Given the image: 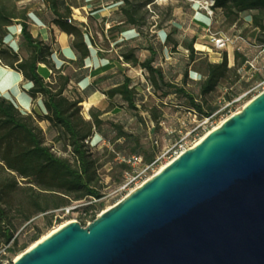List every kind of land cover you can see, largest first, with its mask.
Here are the masks:
<instances>
[{
    "label": "trees",
    "instance_id": "trees-1",
    "mask_svg": "<svg viewBox=\"0 0 264 264\" xmlns=\"http://www.w3.org/2000/svg\"><path fill=\"white\" fill-rule=\"evenodd\" d=\"M154 1L121 0L119 9L123 19L119 24H113L110 30L120 28V32L123 33L127 30L124 28L127 24L136 27L140 35L146 21L142 9ZM43 2L54 15V24L72 37L71 48L76 56L70 60L82 69L92 53L88 40L89 32L84 22H78L73 18L72 6L65 0H43ZM215 2L214 10L221 8L231 24L236 23L243 15L249 16L253 28L258 30L256 42H264V0H215ZM31 20L28 7L18 11L16 7L0 0V63L20 71L24 81L31 84L29 89H24L32 100L40 98L44 105V109L33 108L31 112H26L21 110L12 99L0 94V244L9 245L8 249L13 252L27 248L28 242H25L21 248H15L20 236L17 232L25 223L31 222L39 215H44L46 226H51V215L53 216L55 211L62 210L75 202H92L102 197L98 158L93 151L95 146L91 144V138L94 136L104 137L109 144L120 150L123 149V144L117 141L134 142L135 145L130 148L129 153L120 154L143 156L146 164L156 159L154 147H146L136 134L126 130L125 126L118 122H111L114 132L111 138L103 127L105 123L101 117L103 110L92 107L90 118H85L81 106L85 100L84 96L75 98L66 94L73 75L56 69L53 60L54 48L40 35L33 34ZM16 23L21 25L20 47H26L25 56L6 42L10 27ZM167 40L173 42L174 49L183 46L189 52V64H193L195 73L200 76L201 95L212 94L224 81L234 84L239 79L237 66L246 60L239 51L235 54L238 65L231 67L227 54L223 56L221 62H212L202 57L201 52L194 48L195 37L179 41L173 39L170 32L167 33ZM149 49L151 56L144 61H140L136 55V48L121 55L125 62L147 69L153 87L165 86L186 94L191 109L205 115L215 110L212 108L211 111L206 112L203 104L198 102L192 93L183 86L167 80L162 69L153 64L154 55L157 53L154 46L150 45ZM41 64L51 67L50 77L46 78L40 73ZM110 67L106 65L103 69ZM191 72L186 69L185 83ZM83 90L89 95L98 89L90 83ZM136 91L137 87L132 86V79L126 76L123 82L115 84L104 92L111 99L120 96L131 108L137 109ZM169 93L170 91H167L165 95ZM227 98L231 99V94H227ZM150 115L159 126L158 114L152 111ZM43 120L49 122L50 128L57 129V139L64 141L65 148H71L73 160L57 154L46 143L44 130L40 125ZM108 150L109 147L106 146L105 151ZM119 167L121 175L131 170V166L125 162L119 161ZM93 206L94 204L90 203L77 208L81 212L80 222L83 225L86 222L82 213L93 210ZM41 235L42 231L39 230L31 238L32 241L39 240Z\"/></svg>",
    "mask_w": 264,
    "mask_h": 264
},
{
    "label": "rangeland",
    "instance_id": "rangeland-1",
    "mask_svg": "<svg viewBox=\"0 0 264 264\" xmlns=\"http://www.w3.org/2000/svg\"><path fill=\"white\" fill-rule=\"evenodd\" d=\"M4 1L7 5L16 7L18 11L26 7L29 8L33 34L35 36L40 35L54 48L53 60L56 69L73 75V80L70 82L66 94L75 98L84 96L85 100L81 106L85 118H90L92 107L99 108L103 110L101 115L105 121L103 127L108 131L111 138L114 136L111 122H118L124 125L126 130L136 134L146 147L155 148L156 159L160 156L162 158L147 171L150 177L158 172L164 164L172 160L169 152L171 148L194 145L198 139L206 134L202 129L196 128L203 124L212 113L220 110L208 121L210 126H218L232 114L241 111L253 99V94H250L229 103L247 90L246 78L242 82L236 81L234 84L224 81L212 94L201 95L200 76L195 73L193 64H189V52L183 46L174 49L173 42L167 40V33L170 32L173 39L179 41L184 38L192 39L195 37L194 48L201 52L202 57H206L212 62H221L223 56L227 54L229 66L234 67L238 65L235 58L237 51L247 59L253 50L245 42H235L224 49H218L214 46L211 35L216 32L228 35L243 34L247 40L257 41L258 30L253 28L250 17L247 15H243L236 23L231 24L221 8L210 14L204 8V0L199 3L193 0H155L142 9L146 15V21L142 26L143 32L139 35L136 27L127 24L124 25L127 30L123 33L120 32V28L110 30L113 24H119L123 19V14L119 9L122 4L121 0H65L72 6L73 18L78 22H84L89 32L88 40L92 53L86 66L80 69L70 60L69 55H71L72 50L69 48L72 37L54 24V15L43 0ZM143 1L145 0H141V2ZM13 26L14 30L20 32V24L16 23ZM42 30H44L43 33ZM197 44L205 47L198 48ZM150 45H153L157 52L154 55L153 64L162 69L165 78L178 86H183L192 93L197 101L203 104L206 112L211 111L212 108L215 110L209 115H205L198 110L191 109L186 94L176 92L174 88L169 89L165 86L153 87L149 71L141 66H133L131 63L125 62L121 55L132 48H136V55L140 61H144L151 56ZM19 52L23 56L27 55L26 47L21 46ZM73 52L76 56L75 51ZM106 65L111 67L103 69ZM187 68L192 72L185 83L184 73ZM98 70L101 71L96 74L95 72ZM40 73L50 77L52 69L51 67L41 68ZM126 76L132 79V86L137 87V109L131 108L120 96L111 99L104 92L115 84L123 82ZM85 78L87 80H84ZM89 83H93L98 90L87 95L83 89ZM167 91L170 93L165 95ZM227 94H234L233 99H226ZM37 109L41 110L40 108ZM152 111L158 114L159 126L151 118L150 112ZM40 125L44 130L46 143L57 154L73 160L71 148H65L64 141L57 139V129L50 128L47 123L42 121ZM212 128L210 127L209 130ZM117 142L123 144L122 150L117 149L113 144H109L104 137L99 135L91 138V144L95 146L93 151L98 158L102 197L92 202L81 201L80 207L93 203V208L100 214L126 197L134 187L133 185L126 190L122 189L127 180L125 178L126 172L124 175L120 174L118 154L129 153L130 148L135 143H123L122 140ZM106 146L109 147L108 151H105ZM143 168L145 165L140 166L139 170ZM51 217V226H46L45 216L39 215L19 228L17 232L20 235L19 243L15 248H21L25 242H28L27 248L13 252L8 249L9 245L0 244V263H13L18 255L35 242L31 238L39 230L42 231V237L59 225L74 220L80 221L81 212L79 209L70 212L58 210Z\"/></svg>",
    "mask_w": 264,
    "mask_h": 264
},
{
    "label": "water",
    "instance_id": "water-1",
    "mask_svg": "<svg viewBox=\"0 0 264 264\" xmlns=\"http://www.w3.org/2000/svg\"><path fill=\"white\" fill-rule=\"evenodd\" d=\"M11 264H264V91L87 226L70 221Z\"/></svg>",
    "mask_w": 264,
    "mask_h": 264
},
{
    "label": "built area",
    "instance_id": "built-area-1",
    "mask_svg": "<svg viewBox=\"0 0 264 264\" xmlns=\"http://www.w3.org/2000/svg\"><path fill=\"white\" fill-rule=\"evenodd\" d=\"M193 1L198 2V3L201 2V0H193ZM204 2H205L204 8L207 9L210 12V14L214 13V6L216 3L215 0H204ZM211 39L213 41L214 46L218 49H224L227 46L234 44L235 42H245L247 43L248 47L253 50V53L247 57L245 62L237 66V72L239 74V79L237 81L242 82V80L246 78L245 80L247 81V84L245 85L248 86L247 90H245L243 94H241L238 98H234V99H233L234 94H231L232 96L231 99H228L226 95L225 97L226 99L228 100L233 99L229 103L235 102L236 100H240L250 94H253V98H254L260 93H262L264 91V42H256L252 40H247V38L243 34L228 35V34L218 33V32L212 33ZM219 111L220 110H217L216 112L212 113L207 118V120H205V122L199 125L196 129L200 128L205 133H207L210 131L209 130L210 127H213L212 129L216 128V126H213V125L210 126L208 121L210 118L217 115ZM192 146L194 145H190L187 147L180 146L177 148H171L169 152H170V156H172V160L178 157L186 149ZM161 158L162 157L160 156L152 163L146 164L144 162L143 156L118 154V159L120 162H125L131 166V170L126 172L125 178L127 181L125 184H123L122 189L126 190L134 185V187L131 189V192H132L133 190L141 186L145 181L151 178L150 176H148L147 171L151 167H153L159 160H161ZM142 165H145V168H143L142 170H139V167ZM79 203L81 202H75L70 206L64 207L61 211L70 212V211L76 210L81 205ZM82 215L84 216L86 223L85 225H83L80 221L79 222L83 226H87L95 218H97V216L100 214L97 212L96 209H93V210L91 209L89 212H83ZM8 264H11V263H8Z\"/></svg>",
    "mask_w": 264,
    "mask_h": 264
},
{
    "label": "crops",
    "instance_id": "crops-1",
    "mask_svg": "<svg viewBox=\"0 0 264 264\" xmlns=\"http://www.w3.org/2000/svg\"><path fill=\"white\" fill-rule=\"evenodd\" d=\"M13 27L14 26H11L9 29V34L6 37V42L16 51H19L21 30L20 32H18L17 30H14ZM41 32L43 33L44 30H42ZM69 50H72L71 46ZM69 56L71 57L70 59L75 58L73 50L71 55ZM41 68H46V65L41 64L40 69ZM45 77L48 78L49 76H45ZM84 80L87 79L85 78ZM30 86H31L30 83L24 81L23 74L20 71H17L13 68H10L0 63V94L6 96L7 98L12 99L23 111L31 112L33 108L41 109L42 107L44 109L42 100L40 98L37 99L36 101L32 100L30 95L25 90V89H29ZM42 122H45L47 123V125H49V122L46 120H43Z\"/></svg>",
    "mask_w": 264,
    "mask_h": 264
},
{
    "label": "bare ground",
    "instance_id": "bare-ground-1",
    "mask_svg": "<svg viewBox=\"0 0 264 264\" xmlns=\"http://www.w3.org/2000/svg\"><path fill=\"white\" fill-rule=\"evenodd\" d=\"M197 47L198 48H204L205 46H203V45H201V44H197ZM85 104H87L88 105V103L87 102H85ZM248 104V103H247ZM246 104V105H247ZM219 125H221V124H219ZM218 125V126H219ZM218 126H216V127H218ZM211 131V130H210ZM209 131V132H210ZM209 132H207L205 135H203L200 139H198L195 143H194V146L195 145H197L198 143H200L204 138H205V136L209 133ZM170 162V161H169ZM168 162V163H169ZM168 163H166V164H164L162 167H161V169L160 170H162L163 168H165L167 165H168ZM159 170V171H160ZM158 171V172H159ZM109 208V207H108ZM68 223V222H67ZM67 223H64V224H62V225H59L58 227H56V228H54V229H52V230H50L48 233H46L45 235H43L39 240H37V241H35L29 248H31V247H33L35 244H37L38 242H40L41 240H43V239H45V238H47L48 236H50L52 233H54L55 231H57L59 228H61L62 226H64L65 224H67ZM28 248V249H29ZM20 255H18L17 257H16V259L19 257Z\"/></svg>",
    "mask_w": 264,
    "mask_h": 264
}]
</instances>
